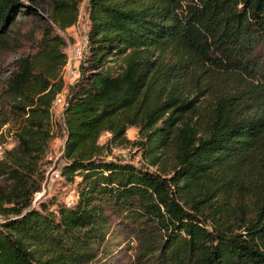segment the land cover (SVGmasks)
<instances>
[{
    "label": "trees",
    "instance_id": "obj_1",
    "mask_svg": "<svg viewBox=\"0 0 264 264\" xmlns=\"http://www.w3.org/2000/svg\"><path fill=\"white\" fill-rule=\"evenodd\" d=\"M82 1L0 0V48L22 18L75 25ZM88 17L62 114L72 204H33L27 183L65 88L66 41L48 21L0 93L18 141L0 160L17 181L0 185V264H95L111 216L140 264H264V0H89ZM131 126L148 166L102 156L103 133Z\"/></svg>",
    "mask_w": 264,
    "mask_h": 264
},
{
    "label": "rangeland",
    "instance_id": "obj_2",
    "mask_svg": "<svg viewBox=\"0 0 264 264\" xmlns=\"http://www.w3.org/2000/svg\"><path fill=\"white\" fill-rule=\"evenodd\" d=\"M88 1L83 0L80 4L78 22L67 28L60 30L49 20V16L44 14L45 21H48L54 28V32L64 37L66 46L65 52L70 56L73 47L77 45L85 46V35L90 27L88 17ZM50 11V8H46ZM37 18H22L20 24L12 35L10 49L0 48V93L5 86L9 71L13 69V64L17 58L34 53L41 36V26L45 23ZM79 64L72 61L63 68L65 88L58 96L59 100L54 103L52 112L53 137L50 140L46 152L37 164V171L32 174L31 179H27L28 187H39L32 196L33 204L41 201L56 199L58 202L71 203L76 199L74 185L68 184L61 176L62 167L66 159L63 155L65 146V135L63 129V108L66 102L69 85L75 82L78 77ZM7 105L0 101V160L8 151L17 153L18 144L16 136V123L14 121L1 125V119L8 115ZM141 140L139 128L131 126L128 128L125 140L118 141L111 132H105L100 138L103 145L102 156L107 159H118L132 162L140 166H148V161L143 155V149L138 142ZM10 156V155H9ZM155 171L157 168L150 166ZM24 173V170H22ZM17 181L13 176L0 172V185L10 193L14 191ZM9 205V204H7ZM112 217L110 230L106 236V242L98 254V261L95 264H140L137 259L138 244L131 233L125 230L115 216ZM2 216L0 215V220Z\"/></svg>",
    "mask_w": 264,
    "mask_h": 264
},
{
    "label": "built area",
    "instance_id": "obj_3",
    "mask_svg": "<svg viewBox=\"0 0 264 264\" xmlns=\"http://www.w3.org/2000/svg\"><path fill=\"white\" fill-rule=\"evenodd\" d=\"M85 41H86L85 46L77 45V46L73 47V50H72L70 56L68 57L67 63L75 61V62H78V64H80L81 60L83 59V57L87 51V34L85 35ZM78 73H79V71H78ZM58 100H59V98H57L56 101H58ZM68 204H71V203H68Z\"/></svg>",
    "mask_w": 264,
    "mask_h": 264
}]
</instances>
